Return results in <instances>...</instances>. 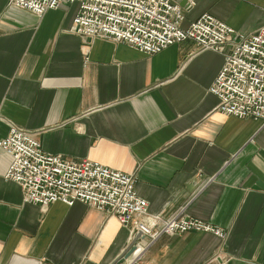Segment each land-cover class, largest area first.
<instances>
[{"label":"crops","instance_id":"0c3cea01","mask_svg":"<svg viewBox=\"0 0 264 264\" xmlns=\"http://www.w3.org/2000/svg\"><path fill=\"white\" fill-rule=\"evenodd\" d=\"M10 1L0 0V141L24 129L47 153L134 175L149 215L226 233L162 235L142 264H264V123L221 113L209 91L231 47L185 40L145 54L71 31L76 3L38 17ZM171 2L182 28L205 13L243 35L264 26V0ZM10 163L0 148V264H111L128 246L115 216L82 202H24Z\"/></svg>","mask_w":264,"mask_h":264},{"label":"built area","instance_id":"2783aa9c","mask_svg":"<svg viewBox=\"0 0 264 264\" xmlns=\"http://www.w3.org/2000/svg\"><path fill=\"white\" fill-rule=\"evenodd\" d=\"M41 17L62 4L78 5L71 31L85 37H105L128 44L145 54L169 45L193 41L199 50L231 51L209 91L218 98L217 110L227 116L264 123V26L243 35L205 13L182 28V8L171 0H11ZM0 148L10 157L6 178L21 186L23 200L43 210L54 202H75L115 216L128 229L129 242L140 233L133 251L128 246L111 264H142L144 251L162 235L193 231L220 239L226 233L207 222L178 213L170 218L149 215L147 201L136 191V178L98 162L73 161L50 154L26 130L12 126ZM146 239V243L142 240Z\"/></svg>","mask_w":264,"mask_h":264},{"label":"water","instance_id":"95a60500","mask_svg":"<svg viewBox=\"0 0 264 264\" xmlns=\"http://www.w3.org/2000/svg\"><path fill=\"white\" fill-rule=\"evenodd\" d=\"M259 185V184H258ZM260 186V185H259ZM141 238V234L138 233L136 236H135V239L133 240V242H131V244L128 246L127 250H126V254H130L132 251H133V244ZM43 264H48V263H43Z\"/></svg>","mask_w":264,"mask_h":264}]
</instances>
